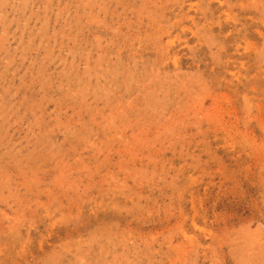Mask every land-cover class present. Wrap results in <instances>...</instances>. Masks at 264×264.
<instances>
[{
    "label": "rangeland",
    "instance_id": "obj_1",
    "mask_svg": "<svg viewBox=\"0 0 264 264\" xmlns=\"http://www.w3.org/2000/svg\"><path fill=\"white\" fill-rule=\"evenodd\" d=\"M0 264H264V0H0Z\"/></svg>",
    "mask_w": 264,
    "mask_h": 264
}]
</instances>
